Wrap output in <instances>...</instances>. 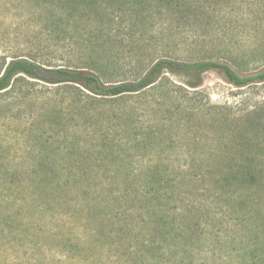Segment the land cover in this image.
Masks as SVG:
<instances>
[{"label": "rangeland", "instance_id": "obj_1", "mask_svg": "<svg viewBox=\"0 0 264 264\" xmlns=\"http://www.w3.org/2000/svg\"><path fill=\"white\" fill-rule=\"evenodd\" d=\"M22 58L106 83L162 59L254 76L264 0H0V74ZM191 82L110 98L21 76L1 93L0 264H264V161L259 187L228 169L264 82Z\"/></svg>", "mask_w": 264, "mask_h": 264}, {"label": "trees", "instance_id": "obj_2", "mask_svg": "<svg viewBox=\"0 0 264 264\" xmlns=\"http://www.w3.org/2000/svg\"><path fill=\"white\" fill-rule=\"evenodd\" d=\"M122 6H118L121 11ZM122 12V11H121ZM210 70H220L225 74L228 82L236 87H245L253 82H264V72L254 76H242L229 64L217 61H199L194 63L179 62L162 59L156 62L140 79L134 82L106 83L93 71L74 69L69 67H51L29 59H15L11 61L0 74V94L7 92L16 83L19 77L52 86H80L99 97L118 98L134 94L154 86L163 72L184 75L192 79L189 87L197 89L202 84L203 74ZM263 126V127H262ZM264 128V122L247 119L241 133L238 134L240 148L237 171L233 172L243 183L255 184L259 187L258 174L252 172V165L259 160L264 161V151H258L255 135L258 129ZM261 128V129H262ZM260 129V130H261ZM250 135V136H249ZM252 136V137H251Z\"/></svg>", "mask_w": 264, "mask_h": 264}]
</instances>
